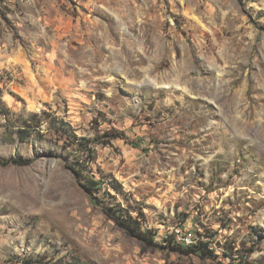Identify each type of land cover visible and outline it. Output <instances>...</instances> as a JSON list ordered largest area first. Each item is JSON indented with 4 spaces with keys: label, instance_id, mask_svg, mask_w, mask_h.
<instances>
[{
    "label": "rangeland",
    "instance_id": "374dc122",
    "mask_svg": "<svg viewBox=\"0 0 264 264\" xmlns=\"http://www.w3.org/2000/svg\"><path fill=\"white\" fill-rule=\"evenodd\" d=\"M15 159L0 264H264V0H0V160ZM189 234L210 251L186 252Z\"/></svg>",
    "mask_w": 264,
    "mask_h": 264
},
{
    "label": "trees",
    "instance_id": "16d2710c",
    "mask_svg": "<svg viewBox=\"0 0 264 264\" xmlns=\"http://www.w3.org/2000/svg\"><path fill=\"white\" fill-rule=\"evenodd\" d=\"M104 138H107L106 140H104ZM121 138V133H104L101 136L99 135V137H96V139L93 140H87V144L84 146V144H81V148L80 150L85 152V155L82 157L81 161H78L77 164H88V163H92L95 160V145H100V144H107L109 143L110 140L112 139H118ZM86 161V162H85ZM0 164L3 166H7V165H26L29 164V162H23L21 160H13V161H6V160H0ZM73 171L76 174H80V171L76 170V167H72ZM90 184L92 186H102V181H93L90 180ZM98 187V189L100 188ZM105 212H107V210L105 209ZM117 218H121L123 217V219L120 221L121 225L127 230V232L133 236H137L138 238H140L144 244L151 246L155 240V235L156 233L153 232L152 230H147L143 227V222L142 219L140 217H133V215L129 214V212H126L124 209H120L119 210V214L116 215ZM208 237H210V235H208ZM167 244V246H162L163 248H168L175 246L178 247V244H176L175 240L173 239V236H169L168 239L165 240ZM209 241H202V240H198V242H196L195 244L188 246V247H184L186 252H190V253H196L199 256H204L206 255L207 252L210 251V245H209Z\"/></svg>",
    "mask_w": 264,
    "mask_h": 264
},
{
    "label": "built area",
    "instance_id": "2783aa9c",
    "mask_svg": "<svg viewBox=\"0 0 264 264\" xmlns=\"http://www.w3.org/2000/svg\"><path fill=\"white\" fill-rule=\"evenodd\" d=\"M176 232L177 233H173L172 235H169V236H174V240L176 242H180L179 239H178V235L180 234V231H176ZM169 236H167L166 239H168ZM180 239L183 241V244L187 245V246H191V245H193V244H195L197 242V240L195 239L194 235L192 236V234L183 235L182 237H180Z\"/></svg>",
    "mask_w": 264,
    "mask_h": 264
}]
</instances>
